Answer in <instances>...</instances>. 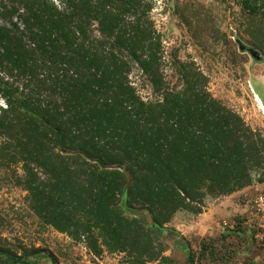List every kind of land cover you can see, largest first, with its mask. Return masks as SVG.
Wrapping results in <instances>:
<instances>
[{
	"label": "trees",
	"instance_id": "trees-1",
	"mask_svg": "<svg viewBox=\"0 0 264 264\" xmlns=\"http://www.w3.org/2000/svg\"><path fill=\"white\" fill-rule=\"evenodd\" d=\"M237 4L264 52V0ZM155 5L0 1V175L41 226L87 239L98 256L127 253L129 264L159 261L179 212L200 215L207 198L242 192L264 170L263 134L212 95L195 62H168ZM235 222L232 234L253 238ZM11 226L0 216V264H39L44 249L12 242Z\"/></svg>",
	"mask_w": 264,
	"mask_h": 264
},
{
	"label": "rangeland",
	"instance_id": "rangeland-1",
	"mask_svg": "<svg viewBox=\"0 0 264 264\" xmlns=\"http://www.w3.org/2000/svg\"><path fill=\"white\" fill-rule=\"evenodd\" d=\"M153 2L156 5L152 18L163 36L168 62L175 56L183 63L195 62L208 76L212 95L240 114L252 129L264 136V52L245 33V20L243 22L237 0ZM193 14L199 17L198 20ZM185 17H189L196 26L199 21L209 26L213 24L209 29L211 33L201 31L200 38L195 30L188 27ZM221 34L226 36L225 41ZM166 73L174 84L178 83L172 79L171 67H166ZM141 94L144 98H152L150 87L142 89ZM7 173L2 171L0 175V216L12 224L5 236L14 243L23 242L27 246L35 245L44 249L46 257L39 264H53V259L58 264L131 262L127 253H110L104 249L98 256L87 239L76 241L53 228L41 226L28 208L26 193L15 185L14 178ZM252 176V186L236 195L234 200L237 204L234 205L235 213L232 216L215 210L219 198H207L200 215L179 212V221L168 225L177 233L165 232L161 239L164 244L161 259L147 264H219L218 260L221 264H249L250 260L254 264H264V257L256 250L252 237L247 239L242 234L239 238L240 235L232 234V229L224 225L225 221H241L244 228H252L255 221H251L254 218V201L264 190V170H256ZM176 226L181 231H177ZM203 247L208 248V253L205 254Z\"/></svg>",
	"mask_w": 264,
	"mask_h": 264
},
{
	"label": "built area",
	"instance_id": "built-area-1",
	"mask_svg": "<svg viewBox=\"0 0 264 264\" xmlns=\"http://www.w3.org/2000/svg\"><path fill=\"white\" fill-rule=\"evenodd\" d=\"M253 209L254 215L256 216L255 224L253 222L251 225L253 230V240L264 257V190L257 195ZM224 225L231 229H235L236 222L229 223L225 221Z\"/></svg>",
	"mask_w": 264,
	"mask_h": 264
},
{
	"label": "crops",
	"instance_id": "crops-1",
	"mask_svg": "<svg viewBox=\"0 0 264 264\" xmlns=\"http://www.w3.org/2000/svg\"><path fill=\"white\" fill-rule=\"evenodd\" d=\"M245 192V190L244 191H242V192H238V193H235V194H233V195H231V196H224V197H220L219 199H217V206H215V210L217 211H220L221 212V214H224V215H229V216H232L235 212H234V205H236L237 203H236V201L234 200V199H236L235 197H236V195L237 194H240V193H244ZM233 205V206H232ZM213 210H210V212H212ZM255 215H254V218L251 220V221H254V219H255ZM181 217L179 216V214L175 217V219H174V223H176V222H178L179 221V219H180ZM256 221V220H255ZM255 221H254V224H255ZM176 229H177V231H181L180 230V228H178L177 226H176ZM250 234H251V232H250ZM256 250H259L258 248H257V246H256ZM260 251V250H259ZM261 252V251H260ZM249 264H254V262H253V260H250V263Z\"/></svg>",
	"mask_w": 264,
	"mask_h": 264
},
{
	"label": "bare ground",
	"instance_id": "bare-ground-1",
	"mask_svg": "<svg viewBox=\"0 0 264 264\" xmlns=\"http://www.w3.org/2000/svg\"><path fill=\"white\" fill-rule=\"evenodd\" d=\"M258 98H259L258 100L261 102V99H260V97H258Z\"/></svg>",
	"mask_w": 264,
	"mask_h": 264
}]
</instances>
